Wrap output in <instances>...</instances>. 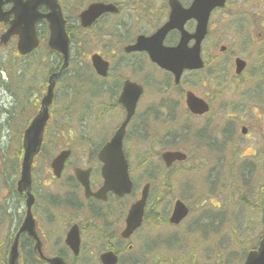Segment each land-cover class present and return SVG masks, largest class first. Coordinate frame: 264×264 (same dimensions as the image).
<instances>
[{
    "label": "rangeland",
    "instance_id": "obj_1",
    "mask_svg": "<svg viewBox=\"0 0 264 264\" xmlns=\"http://www.w3.org/2000/svg\"><path fill=\"white\" fill-rule=\"evenodd\" d=\"M89 1L70 0V5L78 14ZM108 1H118L124 10L126 28L122 43L109 46L107 43L115 37H101L100 34L110 29L111 23L81 36L84 44L74 41L70 71L58 83L52 119L33 174L36 176L37 192L44 201L48 195L65 197L67 179L73 176V170L70 169L61 182H52V159L70 146L74 151L71 163L75 167L87 168L95 164L100 149L109 142L124 120L125 114L118 105V97L123 81L127 77L132 78L145 88V93L128 128L125 151L131 166V178L138 187L136 198L146 183L152 185L148 219L129 242L119 243L116 236L124 229L123 222L135 194L120 201L111 198L97 208L102 212L90 214V206L84 203L83 194L78 192L76 203L80 206L75 207L85 210L83 213H76L77 209L66 208L62 203L58 210H53V220L41 223L50 239L49 251L54 255L60 253L71 264H100L99 256L108 250L120 253V264H191L197 258H201L200 264H244L248 252L253 249L251 247L257 246L264 232V207L250 209L253 204L262 205L264 201V121L260 120V125L256 118L264 119V98L258 95L248 99L246 96L247 89L257 86L264 95V64L262 69L254 65L257 59L264 60V51L261 52L264 47V0H231L229 7L237 12H243L245 3L255 2L250 9L262 13V17L233 20L236 16L231 19L234 24H230L229 30H214L208 44L204 45L206 71L202 75L185 78V82L191 83L188 88L198 96L211 102L215 114L212 118L193 121L183 110L184 90L168 88L167 76L149 67L142 55L126 58L124 64L120 62L123 48L132 43L137 32L146 35L152 31L148 21L137 23V14L153 0ZM156 1L161 5L166 3V0ZM219 17L215 16L213 22H217ZM236 28L241 35L236 33ZM259 33L261 38H257ZM74 37L79 39L78 34ZM219 42L229 47L228 56L216 55V50L222 45H218ZM93 53H100L112 62L113 68L105 82L92 69L90 56ZM234 55L243 57L248 63L246 73L238 79L232 76ZM224 58L225 72L217 71L216 65ZM56 66L54 55L45 48L22 59L14 44L0 46V264H6L18 223V218H10L14 216L10 208L16 203L14 191L20 171L19 151L23 131L19 129L36 114L35 106L40 104L48 78ZM195 77L200 78L196 84L191 80ZM220 89H223L222 93L215 92ZM170 97L175 99V103ZM223 107H226V113L245 121L250 138L241 136L244 124L239 122L236 129V121L223 115ZM228 121L231 126L225 128ZM183 128L193 133L203 131L207 141L193 134L182 137ZM224 129H234L235 134H225ZM171 141L174 145L169 144ZM214 149V152L210 151ZM165 151H182L189 155V161L165 171L161 160ZM218 164L220 167H217ZM219 171L227 176L218 179ZM165 173L170 175L164 177ZM232 174H237L236 179L240 175L243 185H239ZM186 185L193 186L186 189ZM11 195L13 203L10 206ZM176 200L183 201L190 208L191 215L180 227L173 228L166 225L165 220L172 213ZM20 203L24 208L25 201ZM243 204L247 208L237 210ZM218 206L232 210L219 211L216 217L207 220V214L216 211ZM218 217L227 222L223 220L219 226L222 219ZM191 222L199 228L191 229ZM228 222L238 227H229ZM74 224L80 225L83 236L81 255L77 258L65 246L67 232ZM205 225L214 227L208 231L201 227ZM245 236L250 239H243ZM28 259V264H31V258L26 256L25 263Z\"/></svg>",
    "mask_w": 264,
    "mask_h": 264
},
{
    "label": "water",
    "instance_id": "obj_2",
    "mask_svg": "<svg viewBox=\"0 0 264 264\" xmlns=\"http://www.w3.org/2000/svg\"><path fill=\"white\" fill-rule=\"evenodd\" d=\"M7 0H0V7L2 2ZM215 0H198L195 10L203 7L204 11L202 16L198 19V42H200L206 34V24L209 13L211 10H207L206 7L211 5ZM17 3L18 11L22 12L23 17L27 21H31L34 24L36 21L42 18L40 15L35 14L36 7L38 5L44 4L50 9V13L45 16L50 24V36L48 41V46L52 50L63 55L65 65L60 70L58 74L53 75L49 80V86L47 89V94L42 101V109L39 115L31 122L30 126L24 133L23 139V165L21 170V178L18 182V192L24 193L27 197V208H28V217L25 220L22 232H27L29 236L37 241L36 252L40 253L41 257V243L37 237L35 231L34 220L31 214V208L34 205V197L32 196V164L34 158L39 154L42 143L43 135L45 132V127L47 121L49 120V107L53 102L54 89L56 86V81L61 75V73L68 66V56H69V38L65 31V21L63 19L60 6L57 3V0H36V6L29 8L28 5H22L19 0H15ZM174 7V6H173ZM113 11L111 6L104 5H94L87 12L82 15V20L86 26L92 24L100 15L105 12ZM196 11L193 12V15ZM5 19L0 10V20ZM172 29V26L168 25L162 32L156 35L155 38H163L164 34L168 30ZM154 39V38H153ZM151 39V41L153 40ZM151 41H145L143 38H140L138 44L127 49V52L131 51H142L146 50L150 53V57L154 62H157L162 67H166L167 56H176L179 55L178 50H163L160 46L157 49L151 48ZM198 51V50H197ZM93 66L96 72L103 77L107 76L108 64L102 61L98 56L92 58ZM240 72V70L238 71ZM143 93V89L136 84H131L127 82L124 86V91L121 95L120 102L124 105L127 110V118L123 125L120 127L118 132L115 134L110 143H108L100 153V160L104 164L102 170V176L105 179L104 187L94 196L99 200H107L108 193H114L119 197H124L132 191V182L129 177V165L123 150V141L126 134V129L130 123L132 117L135 114L137 103ZM191 99H189L190 105ZM191 108L194 112H203L205 106L201 105L198 102H191ZM70 156V152H64L54 159L52 162V169L57 178H60L65 167V163ZM163 160L167 166H171L175 161H184L186 156L179 153H166L163 155ZM77 179L82 184L86 190V197L91 196V191L89 187V172H82L77 170L76 172ZM150 185H147L142 192V198L137 203H135L128 214L126 220V229L121 234V237L124 240L130 239V237L138 230L143 222L144 209L149 195ZM188 215V209L184 204L178 201L175 205L174 212L171 218L172 224H179L182 222ZM66 244L74 251L75 255L79 252L80 240H79V231L77 227H74L67 238ZM18 243H14L12 250L10 252V257L8 260L9 264H18ZM45 259V258H43ZM101 261L103 264H117L118 258L113 252H108L101 256ZM48 264H67L61 258H55L47 260ZM245 264H264V238L260 244V247L257 251L249 254Z\"/></svg>",
    "mask_w": 264,
    "mask_h": 264
},
{
    "label": "flooded vegetation",
    "instance_id": "obj_3",
    "mask_svg": "<svg viewBox=\"0 0 264 264\" xmlns=\"http://www.w3.org/2000/svg\"><path fill=\"white\" fill-rule=\"evenodd\" d=\"M181 2H184L183 0H180ZM62 10H63V14H64V18L67 22L66 24V29L68 31L69 34H83V33H88V32H92L96 26L98 25L95 24L94 27L90 28L89 30H84L81 26V22L79 19V16L81 13L77 14L75 13L70 5V0H59ZM95 3H112L111 1L108 0H90L88 2V6L91 4H95ZM87 6V7H88ZM86 7V8H87ZM11 5L7 6L6 9L10 10ZM169 1L166 4H159L155 1H150L147 3V8L144 10L142 9L138 14H137V23L140 21H148L150 29L152 31H155L157 28H159L162 23L164 22V20L168 17V12H169ZM85 9V8H84ZM82 9V10H84ZM41 13L45 14L47 12V10L45 8H41ZM81 10V11H82ZM80 11V12H81ZM111 17L108 15H105L101 18L100 22L103 23V21L105 20L108 23H111L110 26L113 27L114 25H118V23L120 21H116V20H111ZM114 18V17H113ZM37 30L39 33H43L45 31L48 30L47 24L42 22L40 24H38L37 26ZM109 34V33H115V34H119L122 33V26H117L115 29H106L102 34ZM175 36H177L176 33H174ZM166 44L167 45H171L173 42V38L172 36H167L166 38ZM69 164V163H68ZM67 164V165H68ZM93 167V168H91ZM72 168L74 169L75 166H72ZM90 169H92L91 172V176H90V185L92 190L94 189V187L97 186L96 191L99 190L102 185H103V181L101 178V164L99 162H95L94 165H90L89 167ZM88 168V169H89ZM99 171L97 178L95 179V174L97 173V171ZM52 181V179H51ZM51 181L49 183H51ZM76 182V179H75ZM78 183V182H76ZM79 186V188L81 189V186L79 184H77ZM69 188H72L74 186V180H69L67 181V185ZM69 188H65V197H61L58 195H48L47 196V200L44 201V199L41 198V196L38 194L37 190L36 191V202L35 205L33 207L32 213L33 216L36 220L37 225L39 224L41 226V228H43V226L41 225L42 222H49L51 220H53L54 214H53V210L56 211L59 209L60 204H64L63 206L66 205V208H73V209H77L76 213H83L85 210L81 209V208H77L75 207L76 205L79 206L78 203H76V199H75V193L77 188H73V189H69ZM12 195L10 196V203L9 205L11 206L13 203V198H11ZM16 198V203H13L12 207L10 208L13 209L14 211V216H11L10 218H18V223L14 229V226H11L12 229H14L13 232V241H15L16 238H18V243H19V248L20 250L23 251H29V250H33L34 251V247H35V241L29 237V234L27 232H24L22 234H20V229L22 228V224L24 222V219L26 217L27 214V207H26V198L24 197V195H15ZM135 200H137L135 198ZM20 201H25L24 204V208L22 206V204L20 203ZM86 201H88L90 204V208L88 209V213L90 214H95L97 213L98 210H96L97 206H99V202H97L95 199H93V197H91L90 199H86ZM74 205V206H73ZM58 206V207H57ZM23 211V212H21ZM24 214V219L22 218ZM36 225V226H37ZM75 225V224H74ZM80 229V227H79ZM43 234L45 236V238L48 240L49 236L47 235V233L45 232L44 229H42ZM38 235L40 237V233L37 230ZM80 234H81V240H82V233L80 230ZM44 246V243H43Z\"/></svg>",
    "mask_w": 264,
    "mask_h": 264
},
{
    "label": "bare ground",
    "instance_id": "obj_4",
    "mask_svg": "<svg viewBox=\"0 0 264 264\" xmlns=\"http://www.w3.org/2000/svg\"><path fill=\"white\" fill-rule=\"evenodd\" d=\"M64 65H65V61L64 60H58L57 61V66L55 67V69L60 71L63 68Z\"/></svg>",
    "mask_w": 264,
    "mask_h": 264
},
{
    "label": "trees",
    "instance_id": "obj_5",
    "mask_svg": "<svg viewBox=\"0 0 264 264\" xmlns=\"http://www.w3.org/2000/svg\"><path fill=\"white\" fill-rule=\"evenodd\" d=\"M39 264H41V263L39 262ZM193 264H199V263L195 262V263H193Z\"/></svg>",
    "mask_w": 264,
    "mask_h": 264
}]
</instances>
